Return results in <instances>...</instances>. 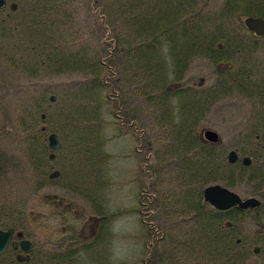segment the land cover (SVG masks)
<instances>
[{"label": "trees", "instance_id": "trees-1", "mask_svg": "<svg viewBox=\"0 0 264 264\" xmlns=\"http://www.w3.org/2000/svg\"><path fill=\"white\" fill-rule=\"evenodd\" d=\"M7 2L17 8L0 9V59L26 81L17 124L33 186L74 194L51 203L62 209L60 223L70 225L62 243L47 238L28 261L8 249L0 264H76L80 255L94 260L98 253L103 264L102 246L115 216L105 210L112 164L103 131L118 117L122 124L139 121L116 113L123 88L142 114L150 112V128L156 129V143L147 142L150 182L142 186L155 211L149 219L155 225L146 227L154 239L150 264L171 261V248L183 257L180 264H264V228L252 229L264 223V37L243 22L246 16L264 18V0H223L219 8L209 0ZM195 59L215 67L213 83L186 82ZM233 99L246 109L232 143L209 142L203 127L211 108ZM50 132L62 142L53 160ZM233 149L250 157V165L241 158L230 163ZM55 167L60 175L50 178ZM215 183L256 196L261 205L219 210L204 199V189ZM81 207L98 219L91 239L74 234L72 215ZM5 211L2 205L0 227L26 229L22 211H11L15 220ZM77 244L81 249H74Z\"/></svg>", "mask_w": 264, "mask_h": 264}, {"label": "rangeland", "instance_id": "rangeland-1", "mask_svg": "<svg viewBox=\"0 0 264 264\" xmlns=\"http://www.w3.org/2000/svg\"><path fill=\"white\" fill-rule=\"evenodd\" d=\"M209 1L218 8L223 3V0ZM13 3L7 2L4 9H12ZM92 22L90 20L89 23ZM215 78V67L208 60L203 59H195L186 74V82L191 84L209 85L214 82ZM64 79L67 78L59 80L64 81ZM25 86L26 81L0 59V211L4 205L6 210L4 213L8 214L7 219L15 218L11 211H22L28 224L26 229L34 238H29L23 227L12 228H15L16 233L25 234L35 245H42L47 238L55 239L56 243H62L61 241L69 236L70 225L60 223L59 217L62 214V209L52 207L51 203L57 200L59 195L70 196L74 193L55 185L46 188L33 186L29 163L24 157V147L20 143V130L17 124L18 96L25 92ZM120 96L116 113L120 117L122 115L136 117L135 115H137L139 121L133 125L131 123L122 124V119L118 117L116 118L117 125L111 120L103 131L104 137H106L105 149L111 156L112 164L110 166L111 187L108 191L109 200L105 210L108 213H115V216H111L107 230L108 238H105L100 258L102 257L103 264H150L149 258L155 259L153 255L150 257L154 239L148 235L146 227L149 221L155 225V219V222L149 220L150 215H153L155 211L150 209V202L145 203L146 199L143 197L148 188L142 190V186L150 182L147 167L152 161V154H150L152 152L148 149L147 142L153 139L156 143V129L150 128V112L143 114L140 112L137 99L134 97V101L132 100V93L129 94L128 89L123 88ZM245 109L242 102H235L234 99L222 101L216 107L211 108L209 116L204 122L203 130L205 128L214 129L219 132L221 142L232 143L234 134L241 126L238 121L240 120L239 114ZM237 115L239 117H236ZM140 118H145V127L138 125L141 121ZM118 129L121 135L116 136ZM55 170H59V168L55 167L51 172ZM79 193L84 192L79 191ZM240 195L243 198L248 197L244 194ZM140 197L144 200V205H140ZM103 205L105 206V204ZM138 209L141 213L138 212ZM72 218L75 221L74 234L78 233L83 238L91 239L99 232L98 219L92 210L78 208L73 212ZM260 225L252 228L253 231L264 228V223ZM156 237H159V234H156ZM68 244L66 243L65 246ZM81 247V244H77L74 249H81ZM256 247L260 248L258 245L255 246L254 253L259 254L261 248L256 253ZM177 252V249L171 248L168 252L171 261L166 263L165 260L163 261L161 258L160 260L164 264H180L183 257L180 254L176 255ZM98 256L99 253L92 260L89 254L80 255L76 264H101L97 260Z\"/></svg>", "mask_w": 264, "mask_h": 264}, {"label": "water", "instance_id": "water-1", "mask_svg": "<svg viewBox=\"0 0 264 264\" xmlns=\"http://www.w3.org/2000/svg\"><path fill=\"white\" fill-rule=\"evenodd\" d=\"M7 6L6 0H0V9H4ZM12 9H16V3L11 5ZM245 26L252 31L255 35L262 37L264 36V18L259 16H246L243 19ZM52 101H56V96H52ZM203 136L206 140L212 143H221L222 139L218 131L210 128H205L203 130ZM48 145L50 149L57 150L61 146V140L59 135L56 132H52L48 135ZM55 156L54 153L51 154V159ZM239 159V154L236 150H231L228 154V160L231 163L237 162ZM243 164L250 165L251 158L250 157H243L242 159ZM60 172L57 170L55 171L51 177H58ZM204 199L205 201L209 202L212 206L220 210H226L233 206H238L241 209H249V208H256L261 205V201L256 196H251L247 198H243L238 192L220 184L215 183L208 185L204 189ZM15 234V229L10 227L7 229L0 227V255L5 253L13 239ZM20 246L24 252L29 254L34 245L31 240L23 239L20 243ZM260 251L259 247L255 248V252L258 253ZM29 255L24 256L22 254L18 255V259L23 261L28 259Z\"/></svg>", "mask_w": 264, "mask_h": 264}, {"label": "flooded vegetation", "instance_id": "flooded-vegetation-1", "mask_svg": "<svg viewBox=\"0 0 264 264\" xmlns=\"http://www.w3.org/2000/svg\"><path fill=\"white\" fill-rule=\"evenodd\" d=\"M230 151H231V150H230ZM237 152H238V151H237ZM238 154H239V152H238ZM240 158H241V155L239 154V160H240ZM239 160H238V161H239ZM14 229H15V228H14ZM23 239H29V238H27V237L25 236V234L21 235V234H19V233H16V230H15V234H14V236H13L12 242L10 243L8 249H12V250H14V251L17 253V254H16V257H18L19 254H22V255H24V256L29 255L28 259L23 260V261H28V260H30V258H31V254H32V252L35 250V246H36V245H35V243H34L31 239H29V240L32 241V243H33V245H34V248H33V250L31 251V253L27 254V253H25V252L22 250V248H21V246H20V243H21V241H22Z\"/></svg>", "mask_w": 264, "mask_h": 264}]
</instances>
